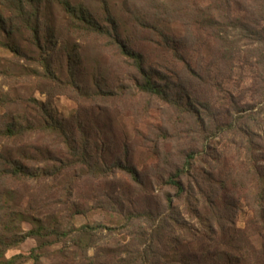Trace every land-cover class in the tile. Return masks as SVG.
Listing matches in <instances>:
<instances>
[{
    "label": "trees",
    "instance_id": "16d2710c",
    "mask_svg": "<svg viewBox=\"0 0 264 264\" xmlns=\"http://www.w3.org/2000/svg\"><path fill=\"white\" fill-rule=\"evenodd\" d=\"M10 1H13L14 8L9 12L10 17L0 8V57L2 51L14 58L26 59L29 49L33 55L30 58L33 66L12 68L0 58L1 79H10L12 76L8 73L14 70V74H29L61 86L63 76L65 89H72L82 96L90 95L89 99H109L107 96L111 90L103 91L106 82L101 84L96 81L94 74H87V78L79 69L83 65L81 48L68 38L71 35L79 39L94 36L109 43L130 65L134 72L131 85L137 91L162 101L178 115L194 119L204 141L218 136L232 138L230 144L236 149L237 161L243 164V168L238 172L236 168L230 178L226 177L228 173L220 171L214 177L207 170L210 174L206 177L202 171L195 170L202 153L203 157L209 156L211 147L208 144L203 145L201 152H187L181 167L167 177L165 183L178 196H182L187 189L190 192L192 188L189 186L186 189L183 179H193L199 194L205 198L199 202V212L209 224L206 227L203 223V233L210 236L208 242L220 239L224 247L218 252L219 244L216 243L210 248L209 245L204 246L199 252L189 251L187 256L172 253L169 259L173 264H264V145L258 140L261 138L260 130L256 131L249 125V122L256 121L264 123V21L260 22V19L264 20L261 16L264 14V2L256 6L261 14L253 9L243 14L238 11L241 15L232 9L231 0H212L214 8L207 6L201 10L194 4L193 7L201 13L192 9L191 18L196 17L195 22L203 25L205 31H197L195 38L189 34L192 42L179 39L181 43L177 46L178 37L169 32L170 26L165 18H174L172 14L175 10L181 13L188 10V0H147L148 7L139 12L141 23L138 13H131L137 19L130 26L131 29L136 27L135 35L139 28L143 40L155 43L162 54L156 58L160 61H164V54L170 52L171 57L185 68L188 79L193 81L196 87L193 90L190 84H185L178 71L151 65L139 38L132 40L128 37L131 30L119 25L107 6L102 16L97 17L83 2L73 0ZM50 3L55 4L62 14L64 25L61 28L49 22L45 5ZM172 4L175 6L173 9L169 6ZM237 32L250 46L249 54H253L245 53L244 63L253 57L256 59L250 66L255 70L252 86L259 100L250 104L231 95L224 97V103L215 102L210 89L204 90L208 94L200 97L201 81L218 80L221 77L220 65L229 66V70L233 71L234 64L240 62H233L240 49V42L233 40ZM17 33L26 35L24 44L14 41ZM200 33L204 34L203 38ZM208 35L213 37L217 46ZM194 55L197 65L192 64ZM30 103L29 109L34 113L32 118L10 113L0 123V186L6 188L5 181L9 179L25 185L57 182L59 187L50 189L45 195L27 187L24 194L16 197L10 192L4 195L5 204L0 206V264H23L26 261L32 264H92V256L88 253L95 245L94 237L109 228L101 223H92L95 210L92 203L96 201L92 200L91 191L80 192L79 186L81 182L103 181L115 174L128 176L134 183L143 184L140 172L131 165L130 145L117 140L108 127L105 115L92 112V107L79 105L76 113L66 120L35 99H31ZM35 135L44 138L40 143H33ZM49 139L55 142L46 144L45 140ZM236 180L251 189L254 200L252 206L245 202L252 215L242 228L236 226V210L241 209L235 202V194H230L229 184L235 187L233 190L237 193L239 183ZM204 182L213 186L209 196L204 191ZM232 204L235 207L233 210L230 207ZM77 216L87 219V222L77 225ZM124 216L127 223L146 220L149 230L147 235L143 234L139 246L128 252V260L123 264H168L164 260L162 262L159 252V243H162L165 234L164 219L151 211L140 210H129ZM197 217L200 218V215ZM24 223L30 225L29 230L22 229ZM252 235L253 239H260L258 247L248 241ZM28 239L36 242V247L28 254L5 258L9 250ZM51 248H55L53 254ZM210 249L214 251L209 252Z\"/></svg>",
    "mask_w": 264,
    "mask_h": 264
},
{
    "label": "rangeland",
    "instance_id": "374dc122",
    "mask_svg": "<svg viewBox=\"0 0 264 264\" xmlns=\"http://www.w3.org/2000/svg\"><path fill=\"white\" fill-rule=\"evenodd\" d=\"M211 1L188 0V10H183L182 13L175 10L172 14L174 18H165L167 25L170 26L168 28L169 32L178 37L176 39L178 43L176 42L175 46L180 45L179 39L192 42L193 39L190 38L189 34L195 38L197 31H205L203 25L195 22L196 17L191 18L190 12L195 9L194 4L200 10L207 6V8H214ZM231 1L232 9L237 10L236 13L239 15L243 14L244 11L252 12L253 9L261 14L259 10H256V6L264 2V0ZM12 2L10 0H0L1 10L6 11L7 14L5 15L9 17V12L14 9ZM73 2H83L89 11L97 17L102 16L103 10L107 6L116 22L119 25L127 26L128 31L131 30L128 37L132 40L139 38V44L143 47L151 65H159L161 68L166 67L175 70V72L178 71L185 84H190L193 90L196 89L193 81L188 79L185 68L171 57L170 52L164 54V61L156 59L162 54L158 52L155 43L143 40L141 29L137 28L136 35V27L131 29V24L133 26V22H137L136 16L131 13H138L141 23L142 17L139 12L148 7L147 0H73ZM169 6H171V9L175 7L173 4ZM45 10L49 22L53 26L63 27L62 14L55 4H46ZM195 10L198 13L197 8ZM261 16H264V14ZM263 21L260 19V22ZM140 23L138 22V25ZM140 27L143 26L140 25ZM199 35L202 38L204 36L203 33ZM208 36L211 40H214L213 37ZM68 38H70L71 43L74 42L81 48L83 65L79 69L86 77L87 74L90 76L94 74L97 78L96 81L101 82V84L106 82L103 91L111 90V94L107 96L109 99L102 97L89 99L90 95L82 96L72 89H65L64 85L66 84L63 76H61L63 82L60 86L45 79L29 76V74H14L13 70L12 73H8L12 76L10 79L0 78V123L10 113L24 114L26 117L32 118L34 113L29 109L31 99L47 105L60 118L66 120H69L76 113L79 105H82L85 108L92 107L94 113L102 112L115 138L129 143L131 165L140 172L143 184L134 183L128 176L115 174L103 181L81 182L79 186L80 192L91 191L92 200L96 201L92 203V206L95 207L92 214V223H101L109 228V230H103L94 237L95 245L88 253L89 256H92V264H123L125 260H128V252L139 246V241L143 238L144 233L148 234L149 223L146 220L127 223L124 214L129 210L135 212L137 210H140V212L151 211L157 217L164 219L165 234L162 237V243H159L162 262L164 260L168 264H173V261L169 259L172 253H175V256H178V254L187 256L189 251L192 253L199 252L204 246L209 245L208 248H210L216 243L219 244L218 252L222 251L224 247L220 239L216 240L215 238L212 242H208L207 238L209 239L210 236L203 233V223L206 224V227L209 224L205 216L199 212L201 210L199 202L205 200V198L199 194L198 186L193 184V179H183L184 187L186 189L189 186L192 188L190 192L187 189V193L185 192L182 196H178L176 191L165 182L169 174L175 172L176 168L181 167L187 152L191 150L197 153L201 152L205 144L211 147V151H209V156L203 157L202 153L195 164V170L197 172L202 171L205 174L203 176L206 177H208L207 174H210L208 171L214 177L217 171H220L228 173L226 177L230 178L231 174L234 175L236 168L237 172L243 168V164L237 161L236 149L230 144L232 138L218 136L215 139L204 141V137L199 134L195 127L194 119L178 115L162 101L137 91L131 85L134 76L132 68L119 57L113 47L104 39H97L94 36L79 39L76 35H71ZM25 39L26 35L22 33H17L14 37V41L18 44H24ZM234 39L240 42V49H238L233 62L238 60L240 62L234 64L235 69L233 71L229 70V66L220 65L218 69H220L221 77L218 80L201 81L198 95L201 97L204 93L208 94L204 90L210 89L215 102L224 103V97L232 95L237 100L253 104L259 100V97L253 91L254 86H252L255 70L254 67L250 66L251 62L253 63L256 59L253 57L250 61H247L248 63H244V54L251 52L250 46L242 40L238 32L235 34ZM214 44L217 46L215 40ZM1 53L0 58L7 66L12 68L13 66L27 68L33 66L30 59L33 58V55L29 49H27L29 57L26 59L14 58L11 54L2 51ZM249 55L253 56L252 53ZM192 64L197 65L196 55L193 56ZM93 91L92 84V96ZM227 93H230V95ZM249 125L256 131L260 130L261 138L258 140L264 145V123L256 121L254 123L249 122ZM43 138L42 135H35L32 142L40 143ZM53 142L55 141L52 139L45 140L46 144ZM1 146L2 144H0V149ZM240 174L243 173L240 172ZM236 182L239 183L240 180H236ZM242 182L245 183L243 179ZM202 185L205 186L204 191L209 196L213 186H207L209 185L207 182ZM229 186L230 194H235V202H237L238 208L241 209L240 211L236 210V226L242 228L245 226L244 222L246 223L252 215L250 207L245 203L248 202V205L251 206L254 204L251 189L239 183L236 186L237 193H235L233 190L235 187L232 184H229ZM5 187L0 186V206L3 205L5 201L3 197L7 192L16 197L22 193L24 194L27 187L28 190L34 188V191H38L40 195H45L50 189L54 190L59 186L57 182L39 185L28 183L25 185L23 182H14L8 179L5 181ZM230 207L232 210L235 209L233 204ZM198 214L200 218L197 217ZM0 216H2L1 211ZM75 222L77 225H81L86 223L87 219L77 216ZM22 229L27 231L30 229V225L24 223ZM253 238H255L254 235L251 236V239L249 237L248 241L250 240L254 247H258L261 242L260 239ZM241 245H243V241H241ZM34 247H36V242L28 239L18 247L9 250L5 254V258L8 259L18 254H28ZM50 251L53 254L55 248H51ZM212 251L214 250H209V252ZM23 264H32V262L26 261Z\"/></svg>",
    "mask_w": 264,
    "mask_h": 264
}]
</instances>
